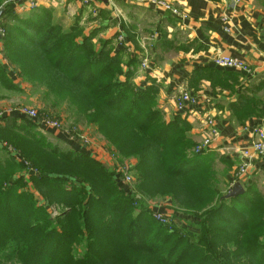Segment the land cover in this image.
Segmentation results:
<instances>
[{
	"label": "trees",
	"instance_id": "obj_1",
	"mask_svg": "<svg viewBox=\"0 0 264 264\" xmlns=\"http://www.w3.org/2000/svg\"><path fill=\"white\" fill-rule=\"evenodd\" d=\"M9 6L0 0L2 14L16 24L4 29L8 63L29 68L35 57H49V70L59 82L82 84L93 99L110 93L107 110L122 117V126H102L103 136L110 141L111 132H116L118 142L126 125L136 122L147 134L153 129L147 141L135 144L126 155L137 160L141 175L135 178L177 182L170 194L178 214L197 221L181 222L179 216L178 224L174 216L170 225L153 217L154 223L143 221L142 212L149 213L143 211L141 199L119 188L115 169L84 154L42 147L39 141L34 142L39 151L25 153L21 144L30 143V125L6 120L0 125L6 150L0 153V264H264V204L251 202L247 187L236 198L216 197L207 186L210 177L200 169L207 157H186L185 151L194 145L182 137L179 122L166 123L156 109L157 88L136 91L130 78L121 81L119 55L95 52L87 40L78 44L77 35L48 23L45 10L35 8L31 17L19 20ZM26 74L31 77L33 72ZM112 90L117 91L111 95ZM243 104L246 111L255 112L253 99ZM240 116L248 118L241 110ZM125 146L122 136L124 155ZM22 163L32 171L27 178ZM51 208L62 213L52 219Z\"/></svg>",
	"mask_w": 264,
	"mask_h": 264
},
{
	"label": "crops",
	"instance_id": "obj_2",
	"mask_svg": "<svg viewBox=\"0 0 264 264\" xmlns=\"http://www.w3.org/2000/svg\"><path fill=\"white\" fill-rule=\"evenodd\" d=\"M8 1L1 0V4ZM154 1L172 4L182 18L162 11ZM9 7L19 20H26L35 8L45 10L49 14L48 23L77 35L78 44L87 40L95 52L119 55L122 79L130 78L136 91L151 85L157 88L156 109L165 122L186 124L182 137L194 146L185 155L207 157L200 169L210 177L207 186L216 197H224L238 183L243 190L249 189L251 202L264 204L263 161L253 160L244 176L235 177L242 164L240 152L251 141V130L264 129V83H261L264 81V0H241L235 6L224 0H25L22 12L15 6ZM11 24L6 14L0 16L3 31ZM120 37L127 41V46L120 44ZM4 38L0 37V125L6 120L23 118L17 113L18 105L15 106L23 99L10 98L4 90L6 85L17 83L12 74L14 67L3 54ZM216 55L242 61L250 74L217 69L212 64ZM26 88L23 86L22 90ZM184 92L205 97L210 104L178 112L175 101ZM246 99L257 103L255 112L246 111L243 104ZM240 110L248 118L241 117ZM206 116L214 119L220 137L209 148L195 153L207 136L203 121ZM51 135L70 151L99 161L107 169L114 166L111 158L95 145L85 147L64 133ZM2 147L0 142V153H5ZM116 179L119 188L131 195L130 187Z\"/></svg>",
	"mask_w": 264,
	"mask_h": 264
},
{
	"label": "rangeland",
	"instance_id": "obj_3",
	"mask_svg": "<svg viewBox=\"0 0 264 264\" xmlns=\"http://www.w3.org/2000/svg\"><path fill=\"white\" fill-rule=\"evenodd\" d=\"M12 27H16V24H12ZM48 60L49 57H35V65L33 67L19 68L14 65L12 74L15 75L14 79L17 81L15 85L8 84L4 90L9 92V97H15V99H23L20 103H15L16 108L28 107L34 109L40 119L57 120L61 124L59 131H43L37 125H34L28 119L22 118L16 120L19 126L30 128L29 144H21L22 150L25 153L30 151L37 152L38 146L34 143L39 141L42 147L50 146L54 151L69 152V147L60 141H57L52 133H64L71 141L81 144L85 147L97 146L101 149L102 154L111 158L113 167L117 166L125 167V175L129 178V182L126 183L130 187L131 195L141 199V205L143 211L146 210L149 214L142 212L141 219L143 221L151 220V210L160 211L161 209H171L177 214L180 213L177 210V205L173 202V197L170 193H174L177 182L166 179H150L146 182L143 179H137L135 177L141 175L136 171V158L128 157L127 154L132 153V147L137 143L147 141L151 133L147 134L143 128L137 129V122L134 125H126V131L122 133L125 142V155L122 154V136L115 138L116 132H111L110 141L103 136V128H110L112 126L117 127L118 123L122 126V117L112 110H107L110 101V93L105 94L103 97L97 95L96 98L88 97L86 94V87L82 84L79 86H72L69 84H63L59 82L49 70ZM10 65V64H9ZM31 70L33 74L31 77L26 73ZM121 81L122 77L119 78ZM54 82H49L53 81ZM261 83H264L261 82ZM12 85V86H11ZM26 86V90L23 91L22 87ZM12 87V88H11ZM21 87V88H20ZM117 90H112L113 95ZM119 95L122 96V93ZM119 100L121 98L119 97ZM106 103V104H104ZM91 115H88V114ZM173 121V120H172ZM181 128H185V123L180 121ZM37 126V127H36ZM169 126V124H168ZM86 128V129H85ZM86 136V137H85ZM120 145L117 149L112 147L114 144ZM55 145V148H54ZM174 153V152H169ZM65 154V153H64ZM74 154H76L74 152ZM101 154V155H102ZM171 163H174V159H169ZM18 161V160H17ZM112 166V165H110ZM178 171L184 172V169H178ZM27 178V177H26ZM168 183H170L168 185ZM176 183V184H175ZM50 213V211H49ZM62 211L56 210V216L50 213V218L54 219ZM179 216L180 221L183 222L184 217L181 214ZM186 222H192L193 224L197 219L194 217L184 218ZM190 219V220H189ZM154 223V221H153ZM196 227H191L190 230L195 231Z\"/></svg>",
	"mask_w": 264,
	"mask_h": 264
},
{
	"label": "built area",
	"instance_id": "obj_4",
	"mask_svg": "<svg viewBox=\"0 0 264 264\" xmlns=\"http://www.w3.org/2000/svg\"><path fill=\"white\" fill-rule=\"evenodd\" d=\"M90 1V0H86ZM225 2L231 3L232 5L240 4L241 0H224ZM25 0H9L7 5L15 6L18 8L19 12L24 11L23 5ZM154 4L157 5L162 11L169 12L170 14L182 18L181 12L173 7L172 4L165 2V1H154ZM30 8H33L31 6ZM28 10V9H27ZM226 21V19H223ZM4 35L3 29L0 28V37ZM262 39L264 42V32L262 35ZM120 44L124 42L123 37L118 39ZM212 64L219 70H231L236 73L241 74H250V70L248 67L240 60L234 59L224 55H216L213 60ZM142 68H146L145 62L142 64ZM210 104L209 100L205 97H200L198 95H194L191 93H181L175 101V107L178 112H187L191 110H195L198 106L207 107ZM17 113L25 119H28L31 122H34L41 130H51V131H59L61 128V124L57 120H50V119H40L37 115V112L34 109L28 107H19L17 109ZM204 126L207 131V136L202 140L200 145L195 150V153H200V151L207 149L211 146L214 141L219 139V131L217 126L215 125L214 119L211 116H206L204 118ZM240 158L242 161L241 166L237 170L235 177L240 178L246 174L248 166L252 163L253 160H260L264 162V129L262 127H254L251 130V141L249 144L243 148L240 152ZM25 167V177L29 176L32 173L30 168L27 169V164L22 163ZM116 177L119 179L121 184L129 182V178L125 175V167L124 166H117L115 168ZM127 186V185H126ZM55 208L49 209L50 213L56 216ZM152 217L163 225H170L171 220L174 216L173 222L179 223L177 216L172 212L162 210V211H154L151 210Z\"/></svg>",
	"mask_w": 264,
	"mask_h": 264
},
{
	"label": "water",
	"instance_id": "obj_5",
	"mask_svg": "<svg viewBox=\"0 0 264 264\" xmlns=\"http://www.w3.org/2000/svg\"><path fill=\"white\" fill-rule=\"evenodd\" d=\"M2 15V10H0V16ZM244 194V190L240 186V184H234L231 188L230 191L228 192L227 195H225L223 198L224 199H231V198H236L239 196H242Z\"/></svg>",
	"mask_w": 264,
	"mask_h": 264
}]
</instances>
